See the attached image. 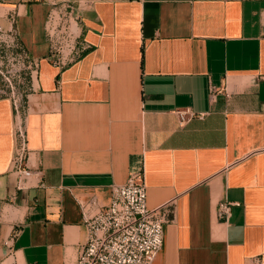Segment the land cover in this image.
Here are the masks:
<instances>
[{
  "label": "crops",
  "instance_id": "obj_1",
  "mask_svg": "<svg viewBox=\"0 0 264 264\" xmlns=\"http://www.w3.org/2000/svg\"><path fill=\"white\" fill-rule=\"evenodd\" d=\"M60 7L90 46L61 70L44 34ZM5 10L35 70L18 102L32 172L20 186L14 101L0 98V264H74L83 216L138 167L147 208L173 210L153 264H264V0H6ZM185 110L195 116L181 123ZM221 202L236 204L227 222Z\"/></svg>",
  "mask_w": 264,
  "mask_h": 264
},
{
  "label": "built area",
  "instance_id": "obj_2",
  "mask_svg": "<svg viewBox=\"0 0 264 264\" xmlns=\"http://www.w3.org/2000/svg\"><path fill=\"white\" fill-rule=\"evenodd\" d=\"M44 34L49 47L47 59L59 70L90 49L83 39L81 19L64 7L48 13ZM14 108L11 169L18 177L17 186H20L32 172L27 167V136L17 101H14ZM177 115L181 123L195 116L190 110L177 112ZM235 205L219 203L217 218L227 222ZM172 214L170 204L147 208L142 168L132 170L124 184L111 188L110 200L105 207L91 216H83L86 235L78 247L74 264H153L163 245L164 226L171 221Z\"/></svg>",
  "mask_w": 264,
  "mask_h": 264
},
{
  "label": "rangeland",
  "instance_id": "obj_3",
  "mask_svg": "<svg viewBox=\"0 0 264 264\" xmlns=\"http://www.w3.org/2000/svg\"><path fill=\"white\" fill-rule=\"evenodd\" d=\"M5 1L0 0V98L24 102L35 65L13 31H7Z\"/></svg>",
  "mask_w": 264,
  "mask_h": 264
}]
</instances>
